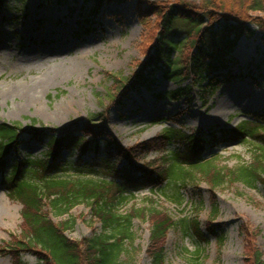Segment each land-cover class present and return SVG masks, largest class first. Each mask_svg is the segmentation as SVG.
<instances>
[{"label":"rangeland","instance_id":"1","mask_svg":"<svg viewBox=\"0 0 264 264\" xmlns=\"http://www.w3.org/2000/svg\"><path fill=\"white\" fill-rule=\"evenodd\" d=\"M3 1L0 0V122L45 129L57 136L54 130L70 127L73 135L83 133L86 142L94 136L101 140L97 152H62L60 161L66 165L65 171L56 173L59 176L73 177L91 170L99 178L107 176L102 163L106 157L102 140L128 149L155 139L168 127H181L187 133L197 129L228 130L243 123L264 127V80L259 74L264 71V43L255 27V36L241 37L227 53L228 68L221 70L225 73L230 69L241 77L204 94L203 99L201 89L193 86L191 102L186 104L157 96L190 84V80L167 79L160 69L151 89L132 90L128 83L120 87L113 80L114 76L125 80L147 62V31L134 8L136 2L144 8L146 2L173 4L180 0H104L95 18L88 15L91 0H23L16 4L17 0ZM155 20L150 15L148 24L152 27ZM177 56L178 51L171 55ZM71 68L73 72L56 80L59 69ZM242 140L228 136L208 143L200 162L211 161L231 169L250 164L255 152L253 141ZM143 146L136 147L138 155L129 157L127 163L112 146L109 161L139 175L166 168L162 158L179 148L174 144L164 151H153L147 144ZM46 151V145L31 141L8 158L41 159L46 157ZM2 179L0 176V246L10 240V235H19L22 220L21 204L7 196ZM150 200L175 222L167 234L166 264H192L195 257L199 264H244V232L249 233L248 228L256 234L253 244L261 251L264 264V188L259 183L248 187L233 182L212 191L196 175L184 186L170 180L153 189L144 188L117 208L125 213L131 206H145ZM213 205L216 211L212 215ZM69 217L75 218L73 228L66 231L70 239L81 240L102 230L85 205L74 207L69 216L51 214L56 222ZM194 218L204 234L209 223L220 231L224 237L222 245L218 246L215 236L206 235L207 242H200L192 235L186 224ZM131 231L135 248L131 264H151L145 253L149 222L134 218ZM21 256L28 264L36 263L28 252ZM0 264H11L7 254H0Z\"/></svg>","mask_w":264,"mask_h":264},{"label":"trees","instance_id":"2","mask_svg":"<svg viewBox=\"0 0 264 264\" xmlns=\"http://www.w3.org/2000/svg\"><path fill=\"white\" fill-rule=\"evenodd\" d=\"M22 1L17 0L15 4ZM56 1L61 3V0ZM91 1L88 15L95 18L104 0ZM142 5L136 2L134 8L147 31L144 36L147 62L125 80L114 76V84L120 83V87L128 83L132 90L151 89L156 71L160 69L165 78L190 80V84L157 96L189 104L193 86L201 89L203 99L204 94L241 77L240 73L233 74L230 69L225 73L221 70L228 68L226 55L240 38L255 36L252 27L256 28L260 41L264 43V0H201L199 3L180 0L173 4L146 2L144 8ZM150 15L156 17L152 27L148 24ZM174 51H178V56L172 58ZM259 74L264 80V71ZM47 132L35 127L22 128L18 123L0 122V176H3L8 197L21 204L20 233L10 235V240L0 246V254H7L11 264H28L22 259L24 252L35 257L34 264H131L135 251L131 231L134 218L149 222L145 253L151 264H166L167 234L175 225L172 218L156 208L152 200L147 201L145 206H131L125 213L119 212V204L133 198L144 188L153 189L170 180L184 186L194 181L196 175L197 179L207 182L212 191L233 182H242L248 187L259 183L264 188V127L260 124L246 126L243 123L228 130L207 132L197 129L190 133L184 132L181 127H168L143 145L147 144L153 151H164L175 144L178 150L168 158H162L166 168L139 175L125 166L115 167L109 161L110 147L114 146L117 156L127 163L129 157L138 155L136 147L142 148L143 145L127 149L102 140L106 153L102 163L107 175L103 178L95 175V170L89 174L79 172L73 177L56 174L65 171L66 163L60 161L62 152H97L101 140H96L94 136L86 142L83 133L73 135L70 127L54 130L58 136ZM228 136L243 138L242 141L247 143L249 138L253 141L255 152L250 164L231 169L211 161L200 162L208 143L222 141ZM31 141L46 145L45 158L19 161L8 158L18 152L22 144ZM211 201L214 203V194ZM77 205L90 209L92 218L102 226L101 232L93 231L90 236L73 240L66 236V231L73 228L74 217L57 222L52 220L51 214L69 216ZM212 208L213 215L216 208L214 205ZM212 215L208 216L209 220ZM186 228L200 242H207L206 235H212L218 246L223 243V234L210 223L206 226L207 234L199 230L197 218L188 221ZM247 231L249 233L244 232L247 245L243 262L263 264L262 253L253 244L256 234L249 228ZM199 253H195L197 257ZM192 264H199L198 258L195 257Z\"/></svg>","mask_w":264,"mask_h":264},{"label":"bare ground","instance_id":"3","mask_svg":"<svg viewBox=\"0 0 264 264\" xmlns=\"http://www.w3.org/2000/svg\"><path fill=\"white\" fill-rule=\"evenodd\" d=\"M76 64L77 65H79L80 64V62H76ZM74 71V68H71V69H68V70H62V69H59L58 71H57V74H56V80H58V79H62L63 77H65V76H67L68 74H70L71 72H73Z\"/></svg>","mask_w":264,"mask_h":264}]
</instances>
